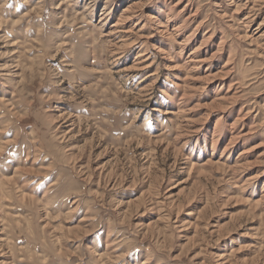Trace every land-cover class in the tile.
Returning a JSON list of instances; mask_svg holds the SVG:
<instances>
[{
  "label": "rangeland",
  "instance_id": "obj_1",
  "mask_svg": "<svg viewBox=\"0 0 264 264\" xmlns=\"http://www.w3.org/2000/svg\"><path fill=\"white\" fill-rule=\"evenodd\" d=\"M0 264H264V0H0Z\"/></svg>",
  "mask_w": 264,
  "mask_h": 264
}]
</instances>
